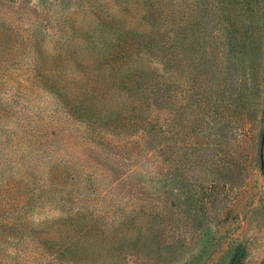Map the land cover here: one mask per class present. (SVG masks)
<instances>
[{"label": "rangeland", "instance_id": "obj_1", "mask_svg": "<svg viewBox=\"0 0 264 264\" xmlns=\"http://www.w3.org/2000/svg\"><path fill=\"white\" fill-rule=\"evenodd\" d=\"M0 264H264V0H0Z\"/></svg>", "mask_w": 264, "mask_h": 264}]
</instances>
